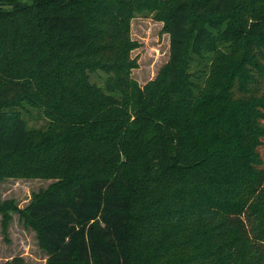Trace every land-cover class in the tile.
<instances>
[{"label": "trees", "instance_id": "obj_1", "mask_svg": "<svg viewBox=\"0 0 264 264\" xmlns=\"http://www.w3.org/2000/svg\"><path fill=\"white\" fill-rule=\"evenodd\" d=\"M143 13L170 47L141 86ZM263 148L264 0H0V181L54 180L2 225L46 264H264Z\"/></svg>", "mask_w": 264, "mask_h": 264}, {"label": "rangeland", "instance_id": "obj_2", "mask_svg": "<svg viewBox=\"0 0 264 264\" xmlns=\"http://www.w3.org/2000/svg\"><path fill=\"white\" fill-rule=\"evenodd\" d=\"M27 2V0H21ZM164 23L151 14H137L131 21V39L137 43L131 57L137 59L138 67L132 76L141 86L152 81L169 59V35L163 31ZM92 75L94 81L104 86L106 75ZM30 127H45L48 123L41 111L31 109L25 114ZM264 154V148L262 149ZM54 180L15 179L0 181V203L13 201L16 207L24 209L34 194L47 188ZM8 226L3 228V214L0 212V264L15 256H22L28 263L46 264L47 253L39 246L36 231L24 224L17 211L9 210Z\"/></svg>", "mask_w": 264, "mask_h": 264}]
</instances>
